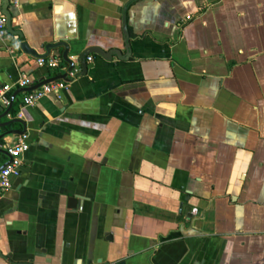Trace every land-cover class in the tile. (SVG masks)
<instances>
[{"label": "crops", "instance_id": "0c3cea01", "mask_svg": "<svg viewBox=\"0 0 264 264\" xmlns=\"http://www.w3.org/2000/svg\"><path fill=\"white\" fill-rule=\"evenodd\" d=\"M9 10L0 87L67 71L38 66L22 41L39 54L60 39L69 56L124 54V14L132 51L92 53L66 89L0 108V124L24 122L28 144L0 192V264H264V0ZM1 128L6 146L23 125Z\"/></svg>", "mask_w": 264, "mask_h": 264}, {"label": "built area", "instance_id": "2783aa9c", "mask_svg": "<svg viewBox=\"0 0 264 264\" xmlns=\"http://www.w3.org/2000/svg\"><path fill=\"white\" fill-rule=\"evenodd\" d=\"M13 5H17L18 0H10ZM3 0H0V38L5 37L9 34L6 27V19L2 10ZM11 51H13L11 49ZM88 61L92 60L91 56L87 57ZM38 66H46L50 68H58L60 65L58 58H38ZM79 71L75 68L73 72H70V81L57 80L42 84L36 89L23 93L22 105H34L43 96L53 92L56 89H66L71 80L74 79V74ZM31 84L28 77L23 76L15 82L13 85H4L0 87V108H6L10 103V94L13 89H19L27 87ZM2 133V128L0 127V134ZM28 144L25 140L24 135H20L17 139L9 145L2 146L0 148V166L4 165L0 169V192H5L10 187V176L17 175L19 171V166L21 164L22 154L27 150ZM6 157L5 160L3 158Z\"/></svg>", "mask_w": 264, "mask_h": 264}, {"label": "water", "instance_id": "95a60500", "mask_svg": "<svg viewBox=\"0 0 264 264\" xmlns=\"http://www.w3.org/2000/svg\"><path fill=\"white\" fill-rule=\"evenodd\" d=\"M9 5H10V0H3L2 10H3V13L5 15V19H6L7 31L9 33H12L13 30L11 29V12L9 10ZM122 31H123L124 47L126 50L124 54H121L120 50L115 49V48H111L109 50H103L100 47L92 46V47H88V48L84 49L83 51L79 52L77 54V56H69V45L67 44L66 40H64V39H60L58 41H54V42L45 44L44 45L45 52L43 54H39L34 48L30 47L27 44V42H25V41L20 42L18 47L23 52L30 54L36 58L48 57L50 54V51L52 49L62 47L63 50H62V53L60 55V58H58V59H59V62L63 61L66 64L67 71L60 73V74H56V75L51 76V77H46L43 80H41L40 82H37L33 85L23 87V88H19V89L15 90L10 97V103L5 108L4 113L8 114L10 112L15 97L20 93H25V92L31 91L33 89L38 88L42 84H45V83H48L51 81H57V80L70 81L67 78L68 77L67 75L70 72H73L75 68H78L79 71L74 74V78L77 76L85 75L87 73V57L92 53H96L99 56L105 58L106 60H110L112 58V56H114V55H116L118 58H121V59H124V58L130 56L132 49H131V44H130V38H129V35L127 32V25H126V19H125L124 14L122 15ZM15 122L21 123L23 125V128L21 130H10V131L6 132L5 134H12V135H15L16 137H18L20 135H24V133L26 132L24 122L18 118L8 120L7 122L0 124V126L1 127L8 126L11 123H15ZM3 135L4 134H1L0 138ZM1 147L2 146L0 145V148ZM3 167H4V165L0 166V169H2ZM118 264H122V262H119Z\"/></svg>", "mask_w": 264, "mask_h": 264}, {"label": "trees", "instance_id": "16d2710c", "mask_svg": "<svg viewBox=\"0 0 264 264\" xmlns=\"http://www.w3.org/2000/svg\"><path fill=\"white\" fill-rule=\"evenodd\" d=\"M60 62H61L60 64H62L63 66H66V64L63 61H60ZM10 97H11V95H10Z\"/></svg>", "mask_w": 264, "mask_h": 264}]
</instances>
